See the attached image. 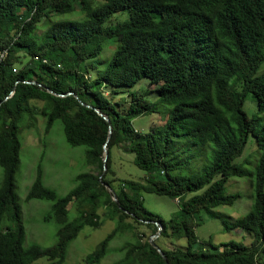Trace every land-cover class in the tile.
<instances>
[{"label":"trees","instance_id":"1","mask_svg":"<svg viewBox=\"0 0 264 264\" xmlns=\"http://www.w3.org/2000/svg\"><path fill=\"white\" fill-rule=\"evenodd\" d=\"M76 10L80 18L53 19ZM121 12L129 14L127 24H113L112 17ZM42 27L45 32L39 36ZM107 41L118 47L105 60L106 68L98 69L93 78L90 69L97 63L92 60L102 54ZM143 78L158 84L152 90L158 92L155 101L135 95L131 102L124 98L121 102L107 94L132 88ZM69 91L74 94L59 95ZM250 94L257 103V113L251 117L244 110ZM32 100L44 101L47 130L60 119L67 141L87 146L86 163L92 166L76 176L75 187L59 196L45 184L43 166L38 165L27 197L53 201L47 218H54L59 228L57 242L48 247L25 245L23 206L17 192L19 134L22 128L37 125L39 108L31 105ZM162 104L172 105L165 123L147 132L134 127L137 116L160 112ZM260 113H264V0H103L100 4L0 0V165L4 171L0 264H32L44 256L48 264H63L71 242L84 227L103 224L101 208L108 209L107 216L116 226L87 255L86 264L100 263L115 236L128 230L135 231L136 239L124 243L123 256L113 264H264V119ZM250 135L261 152L254 171L255 197L250 211L235 219L215 208L241 197L227 192L226 184L233 176L249 174L235 160ZM106 143L109 157L102 181L114 188L121 207L99 179ZM209 144H213L209 163L197 173L182 174L192 159L206 154ZM115 146L135 154V163L147 172L145 180L116 176L111 169ZM143 192L177 198L180 209L166 221L146 207ZM203 212L220 217L227 230L242 228L251 233L252 243L200 242L196 227ZM155 221L163 226L156 243L167 261L140 229L143 225L156 233ZM171 238H185L187 245L161 246Z\"/></svg>","mask_w":264,"mask_h":264},{"label":"rangeland","instance_id":"2","mask_svg":"<svg viewBox=\"0 0 264 264\" xmlns=\"http://www.w3.org/2000/svg\"><path fill=\"white\" fill-rule=\"evenodd\" d=\"M95 4H100L103 0H93ZM77 12L66 13L63 15H55L54 20L80 18ZM129 19L127 12H121L112 17L111 22L115 25H125ZM45 28L42 27L37 34L43 35ZM118 45L114 42L107 41L104 51L98 59L92 60L97 63V68L90 69L89 76L95 78L98 69H105L107 66L106 59L117 49ZM89 61V62H92ZM158 84H150L149 79L143 78L132 88H116L117 93L108 91V96H112L115 101H123L127 99L131 102L134 96L143 95L146 99L155 101L158 92L153 91ZM108 90L113 88L108 87ZM31 105H36L37 125L32 128H22L20 131V139L22 148L20 151L21 167L17 174V192L21 197L23 206L24 225L26 228L27 238L26 246L38 243L41 246L48 247L57 242V232L59 224L54 218H47L51 212L53 201L47 199L33 198L28 199V191L36 178V170L41 163L44 170V182L46 185L56 190L59 196L66 195L76 185V176L85 171H90L92 166L86 163V145H71L64 131V125L60 119L54 121L53 125L47 130L48 118L43 114L44 101L32 100ZM172 108L170 104H162L160 112L152 114L140 115L133 120L134 127L143 132H147L153 126L162 125L167 119V111ZM245 112L251 117L257 113V103L252 94L248 95L245 104ZM264 119V113H260ZM24 122V121H23ZM20 122V124H23ZM264 122V121H263ZM206 154L191 160L188 167L180 172L185 175L197 173L202 167L209 163L213 156V144L207 145ZM192 152H195L192 149ZM261 152L253 135H250L243 153L236 158L237 163L243 164L249 171L245 176H233L227 184L226 190L229 193H239V197L233 204L219 205L216 211L223 212L233 218H239L246 215L254 202L255 197V168L259 162ZM111 169L116 176L121 179H133L143 181L146 177V171L141 169L135 163V154L124 152L115 146L112 149ZM4 171L0 165V184L3 179ZM113 177V174L111 175ZM142 197L148 209L159 214L161 218L168 221L179 209L177 198L157 193L143 192ZM108 209L101 208L100 216L103 224L94 228L85 226L79 236L74 239L68 249V255L63 264H86L87 255L92 252L98 243L113 230L116 226L115 221L107 216ZM201 223L196 227V233L200 242L211 241L216 245L235 240L250 245L253 241V235L242 228L227 230L224 222L220 217H210L207 212L201 214ZM75 217L74 211L70 212V218ZM140 229L146 231L149 239L153 234L147 226H140ZM159 238V237H158ZM156 238V239H158ZM136 239L135 231L128 230L123 234H118L110 243V251L108 255L98 264H113L120 259L124 252L120 248L126 241H134ZM155 239V241H156ZM187 245L185 238L180 240L164 239L161 246L168 248L172 243ZM47 257H41L32 264H48Z\"/></svg>","mask_w":264,"mask_h":264},{"label":"water","instance_id":"3","mask_svg":"<svg viewBox=\"0 0 264 264\" xmlns=\"http://www.w3.org/2000/svg\"><path fill=\"white\" fill-rule=\"evenodd\" d=\"M27 82L42 85L41 83H39V82L36 81V80H29V81H27ZM48 90H49L50 92H52L53 94H57V93H56L55 91H53L52 89H48ZM13 93H14V90H13V92H12L11 94H13ZM69 94H74V92L69 91V92L66 93V94H61V93H59V95H61V96H65V95H69ZM75 95L77 96V94H75ZM77 97H78V96H77ZM78 99L80 100V102H81L83 105H86V106H88V107H93L91 104H87L86 102H84V101L81 100L80 98H78ZM95 110H96L101 116H103L107 121L110 122L109 116H108L107 114H105L104 112H102V111H101L100 109H98V108H95ZM108 157H109V148H108V145H107V143H106V144H105V147H104L103 173H102V174L100 175V177H99V179H100L101 181L103 180V175H104V173H105L106 170H107V166H108V165H107ZM102 182L105 184L107 190L112 194V199L115 201V203L121 207V205H120V201H119V199H118V197H117V194H116V191L114 190V188H112L111 185H110L109 183H106V182H104V181H102ZM155 223L159 225V229H158V231H157L156 233H154V235H152V236L150 237V242H151V244H152L154 247H156V248L158 249V251L162 254V256H163V257L165 258V260L167 261V256H166L164 250H163V249H162V248L156 243V241H155V239L158 238V237L161 235V232H162L163 226L161 225V223H160L159 221H155ZM167 264H169L168 261H167Z\"/></svg>","mask_w":264,"mask_h":264}]
</instances>
